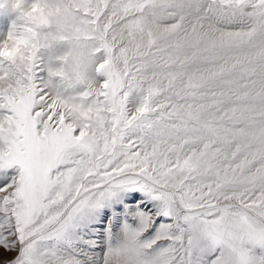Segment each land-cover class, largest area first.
<instances>
[{
	"label": "snow or ice",
	"instance_id": "6c2138e0",
	"mask_svg": "<svg viewBox=\"0 0 264 264\" xmlns=\"http://www.w3.org/2000/svg\"><path fill=\"white\" fill-rule=\"evenodd\" d=\"M0 264H264V0H0Z\"/></svg>",
	"mask_w": 264,
	"mask_h": 264
},
{
	"label": "rangeland",
	"instance_id": "374dc122",
	"mask_svg": "<svg viewBox=\"0 0 264 264\" xmlns=\"http://www.w3.org/2000/svg\"><path fill=\"white\" fill-rule=\"evenodd\" d=\"M13 13L7 9L0 11V30H5L8 28L11 20L13 19Z\"/></svg>",
	"mask_w": 264,
	"mask_h": 264
}]
</instances>
